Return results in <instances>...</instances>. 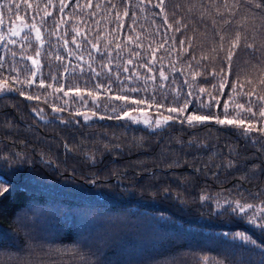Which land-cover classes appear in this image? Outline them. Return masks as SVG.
Here are the masks:
<instances>
[{
    "label": "trees",
    "instance_id": "1",
    "mask_svg": "<svg viewBox=\"0 0 264 264\" xmlns=\"http://www.w3.org/2000/svg\"><path fill=\"white\" fill-rule=\"evenodd\" d=\"M202 2L206 0H165L170 22L183 17L188 24L183 36L175 33L178 48L181 39L194 37L195 54H208L214 32L232 33L235 21L244 16L247 19L242 24L249 42L253 34L257 44L264 38V20L256 10L245 11L242 7L232 18L233 25L226 26L215 13L201 18ZM149 7L150 12L138 13V24L143 25L138 30L146 45L153 39L149 34L161 24L160 17L151 15L157 9ZM4 18L7 21V9ZM45 35L47 38V31ZM51 40L55 43L56 37ZM9 48L18 53L15 60L21 69L30 64L21 59L19 45ZM48 48L45 45L44 51ZM23 51L32 54L27 46ZM175 55L166 56V71L168 60L177 67L184 66L187 57L176 61ZM0 59L11 68L8 62L13 58L2 46ZM42 59L47 79L48 57L42 53ZM251 62L249 55L238 50L232 72L241 78L252 75ZM212 66L219 70L222 64L217 60ZM20 75L23 78L22 72ZM232 80L229 76V86ZM213 83L216 81L211 79L209 83L199 81L209 90ZM17 87L30 93L37 91L35 86ZM228 94L226 87L224 95ZM32 108H42L51 117L50 107L43 102L26 100L17 93H0V178L10 188L0 197V264H85L82 255L88 264H196L198 254H208L209 264H264V250L224 233L248 231L261 243L264 237L237 217L218 215L223 209L216 207L217 200L223 203L225 199L243 202L247 198V202L259 203L247 191L237 194L234 186L257 191L264 185L260 145L253 146L227 126L189 129L177 124L164 131L140 125L128 130L120 127L126 121L97 119L95 123L84 122L91 127H65L63 123L42 121ZM100 114L111 113L101 109ZM59 115L64 121L70 118L68 112ZM141 136L143 147L133 139ZM190 138L208 147L181 149L175 142ZM116 144L121 147L115 148ZM229 148L234 149L231 156ZM216 152L220 154L213 155ZM175 158L181 166L168 167ZM228 160H235L236 165L223 167ZM217 164L221 165L219 169ZM254 164L260 168L252 171ZM197 168L201 170L194 171ZM203 196L210 199L205 201Z\"/></svg>",
    "mask_w": 264,
    "mask_h": 264
},
{
    "label": "snow or ice",
    "instance_id": "2",
    "mask_svg": "<svg viewBox=\"0 0 264 264\" xmlns=\"http://www.w3.org/2000/svg\"><path fill=\"white\" fill-rule=\"evenodd\" d=\"M149 6L157 9L151 15L160 17L161 24L154 34H149L153 39L146 45L143 33L138 30L143 28L142 24H138V13L150 12ZM133 7L136 11H132ZM195 7L192 5V8ZM200 7L201 18L215 13L223 18L226 26L233 25L232 18L242 7L245 11L256 10L260 19L264 20V0H206ZM5 9L7 21L4 18ZM246 19L247 16H244L236 20L235 30L230 34L215 31L210 52L197 56L192 44L194 37L181 39L177 47L175 33L183 36L188 24L183 22V17L170 22L165 0H135L134 4L133 0H0V46L5 54L10 53L13 58L8 62L12 65L10 69L0 59V93H17L26 100L43 102L50 107L51 117L42 108H32L31 111L42 121L63 123L65 127H91L84 122L95 123L97 119L126 121L120 127L128 130L140 125L147 130L164 131L177 124L189 129L227 126L253 146L260 145L261 158L264 159V38L257 44L253 34L249 42V34L242 24V20ZM212 24H216L215 19ZM51 37H56L55 43ZM9 45H19L21 59L30 64H24L21 69L15 60L18 53L12 51ZM45 45H49L47 52L44 51ZM26 46L32 48V54L23 51ZM238 50L251 57L252 75L241 78L232 72V61ZM42 53L49 61L47 79ZM174 53L176 61L187 57L183 60L184 66L177 67L173 60H168L166 71L165 58ZM217 60L222 64L219 70L212 66ZM6 71L9 73L7 76L4 75ZM229 76L233 77L230 86ZM209 78L216 81L211 84L212 90L199 85L200 80L209 83ZM17 85H25L28 89L35 86L37 91L30 93ZM226 87H229L227 96L224 95ZM41 89L45 91L40 92ZM101 109L111 114L101 115ZM65 112L70 116L67 121L59 115ZM252 133L259 135L254 137ZM133 139L139 147H143L141 142L144 137ZM175 142L181 149L208 147L192 138ZM120 147L115 145L117 149ZM233 154L234 149L229 148V155ZM235 165V160H228L223 167L232 168ZM173 166H181L179 158L168 165L170 168ZM220 167V164L216 165L217 169ZM259 168V164H254L250 170ZM6 183L0 178V197L10 191ZM234 187L237 194L243 195L247 191L248 196L259 203L247 202V198L243 202L239 199H225L223 203L217 200L216 207L223 209L218 215L237 217L264 237V185L257 191L242 188L241 185ZM202 199L208 201L210 198L203 196ZM180 202L186 203L183 199ZM224 235L264 250V243L248 231L226 232ZM82 259L88 264L83 255ZM209 259L208 254L195 257L196 264H209Z\"/></svg>",
    "mask_w": 264,
    "mask_h": 264
}]
</instances>
